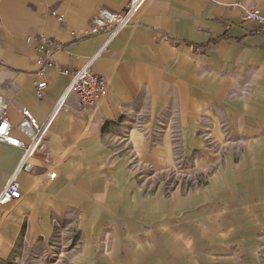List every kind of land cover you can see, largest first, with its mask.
Returning <instances> with one entry per match:
<instances>
[{"label":"crops","instance_id":"1","mask_svg":"<svg viewBox=\"0 0 264 264\" xmlns=\"http://www.w3.org/2000/svg\"><path fill=\"white\" fill-rule=\"evenodd\" d=\"M127 2L0 0V96L16 137L23 138L22 107L47 117L69 81L65 69L97 52L91 68L106 81L92 111L68 96L46 155L36 154L32 170L19 175L21 197L0 203V261L21 236L50 233L55 216L74 217L86 234H116L102 264H259L264 27L241 15L252 5L264 11V0H147L113 36L84 33L96 10L119 12ZM39 34L62 46L53 66L38 63ZM177 145L199 170H211L207 183L166 198L139 195L133 167L168 168ZM20 156L0 141V190ZM214 201L233 207H205Z\"/></svg>","mask_w":264,"mask_h":264},{"label":"built area","instance_id":"2","mask_svg":"<svg viewBox=\"0 0 264 264\" xmlns=\"http://www.w3.org/2000/svg\"><path fill=\"white\" fill-rule=\"evenodd\" d=\"M146 1L128 0L125 7L119 12L99 8L93 14L84 33L89 35L105 31L113 36L121 28L132 22L135 13ZM52 13L56 15L59 21L63 20L62 15L56 14L55 11H52ZM241 19L242 21H249L253 25L264 27V11L256 5L246 8L241 15ZM34 43L39 54L38 63L43 68L53 66L55 64L53 54L62 46L54 38L43 34L34 37ZM96 55L97 52L80 67L64 70L68 74L69 81L45 119L38 120L29 108H21L22 116L16 128L22 133L23 138L16 137L13 134L15 127L7 114V102L0 96V141L21 149L18 164L9 174L0 190V203H6L21 197L19 175L32 170V159L36 154L46 155L49 128L68 96L75 95L78 109L81 111H92L102 98L106 91V81L91 68V63ZM45 86L46 81L43 79L37 83L36 92L40 94ZM54 176L55 173L52 172L46 174L47 179H52Z\"/></svg>","mask_w":264,"mask_h":264},{"label":"rangeland","instance_id":"3","mask_svg":"<svg viewBox=\"0 0 264 264\" xmlns=\"http://www.w3.org/2000/svg\"><path fill=\"white\" fill-rule=\"evenodd\" d=\"M158 124L162 123L158 122ZM138 125L140 124L138 123ZM173 139L174 137H172ZM180 150L182 149L178 145L174 148V164L168 168L155 170L151 167H133V176L137 180L136 189L139 195L145 197L159 194L166 198L170 197L174 189H180L182 194H186L207 183L211 170H199L194 164L193 158L191 160V156L189 157ZM194 152L191 151V154H195ZM125 153L127 157H130L129 151ZM129 161H133V158L131 157ZM232 203L230 201H214L209 202L205 207H233ZM244 206L245 203L238 202L239 208ZM200 207L203 206L196 208ZM247 209H251V207ZM50 222V233L36 235L32 238L21 236L16 240L10 255L1 259L0 264H102V254L109 252L111 240L116 235L113 233L86 234L74 217L57 218L52 216ZM260 223L264 224V221L261 220ZM128 235L126 234V236ZM144 237L152 239L150 232L145 233ZM263 238L264 234L256 233V240L260 241V245L254 249L253 255L259 264H264V247L261 244V241H264ZM95 244H98V247ZM248 251L244 249L242 254L247 256Z\"/></svg>","mask_w":264,"mask_h":264}]
</instances>
